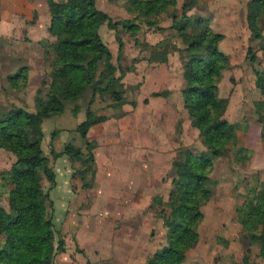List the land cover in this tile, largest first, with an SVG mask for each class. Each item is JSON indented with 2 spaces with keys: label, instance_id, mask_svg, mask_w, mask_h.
I'll use <instances>...</instances> for the list:
<instances>
[{
  "label": "rangeland",
  "instance_id": "rangeland-1",
  "mask_svg": "<svg viewBox=\"0 0 264 264\" xmlns=\"http://www.w3.org/2000/svg\"><path fill=\"white\" fill-rule=\"evenodd\" d=\"M69 1L72 0H59L60 3ZM250 1L195 0L192 9L185 11L186 0H177V6H169L167 13L159 19L145 17L132 8H126V0H100L97 5L98 9L108 13L116 22L134 20L138 15L135 24L140 31L137 34L124 30L121 26L117 31L111 30L107 24L100 31L103 41L114 55V64L121 66L126 72L127 82L124 80V83L127 104L110 108L109 105L113 104L110 96L98 95L92 100V92L88 91L77 105H69L67 109L73 110L75 106H79V112H87L92 108L97 116H104L105 112H108L109 115L120 118L126 116L123 109L133 113L131 124H125L120 132L123 140L125 139L126 143H135L137 149L135 184L132 189L134 199L131 197V200H134L131 209L136 207L137 216L124 218V223L129 224L130 229L125 233L126 237L120 234L116 239H127V236L131 235V241L135 245L130 248L131 254L135 251L137 264H147L149 257L167 245L161 216L164 207L158 205L155 198H169L174 187L173 162L179 159L185 150H192L195 154L207 150L199 139V131L191 125L188 111L184 104L182 105V92L186 86L183 78V50L186 47L179 31L172 26V17L175 15L180 20H183L185 15L193 22L202 20L215 33L224 36L220 51L229 57V64L222 72L219 95L230 101L224 119L238 125L236 144L213 161V184L210 186L213 197L202 208L204 220L199 227L200 242L188 253L184 264H245L246 257L251 263L264 264L259 255V246L251 244L254 229L264 232V217L255 220L246 213L239 212L246 200L253 195V190L264 181V141L261 139L263 129L254 114L255 102L264 100V95L256 85V72H264V16L260 20L263 38L256 39L248 23ZM36 6L37 10L32 11L49 14L45 0ZM154 21H157L159 26L151 27L150 24ZM121 43L123 50L119 59ZM165 57L168 62L160 63L159 59ZM53 58L54 54L51 52L48 61L51 68ZM137 64L141 65L143 72L130 78V73H136ZM8 90L12 94L18 93L10 87ZM25 101V107L13 105L10 109L16 106L29 111L27 108L33 105L32 99ZM91 101L93 104L90 107ZM4 113L6 110L0 109V115ZM70 143L77 148H83L88 156L85 142L78 135ZM241 147H245L248 152V158L244 162L237 160L236 152ZM43 148L54 166L56 159L51 154V145L47 144ZM3 153L6 151L0 150V155ZM11 155L15 158H11ZM16 162L17 157L12 153L2 155L0 171L10 170ZM71 163L74 168V200H64L57 208L53 201L52 218L56 231V247L63 246L59 248L53 264H71V253L75 252V246L79 247L78 242L82 244V240H95V231L88 229L82 216L93 204L92 197L89 196L92 188L83 187L85 179L82 180L80 175L81 172L87 171L89 181L92 177L88 170L90 165L85 166L83 161ZM59 172L58 169V174ZM64 174L66 173H62L63 183L66 181ZM42 179L44 191L50 193V183L44 175ZM59 186L63 192L60 174ZM57 193L55 191V194ZM0 207L9 210L8 194L0 197ZM81 228L84 229L83 238L79 235ZM99 241L102 245H97V249L103 250L105 257H116L119 254L121 247L117 243ZM85 249V254L77 256V264L100 262L102 253L93 252L94 247L91 244H87ZM63 251H66L64 258L58 260Z\"/></svg>",
  "mask_w": 264,
  "mask_h": 264
},
{
  "label": "trees",
  "instance_id": "trees-1",
  "mask_svg": "<svg viewBox=\"0 0 264 264\" xmlns=\"http://www.w3.org/2000/svg\"><path fill=\"white\" fill-rule=\"evenodd\" d=\"M195 0H186L184 10L189 11ZM51 13L49 31L56 42L49 47L53 52L50 82L44 83L35 101L36 112L14 107L0 115V150L12 153L17 162L8 171H0V197L8 194L9 210L0 207V264H53L61 247H56V231L52 218L54 207L50 193L44 191L42 175L50 183V190L56 186V174L43 148L45 120L62 115L69 105H77L88 91L92 100L103 95L111 97L109 107L119 108L127 104L125 70L114 64L110 47L103 41L101 28L138 33L134 20L114 21L106 12L97 7V0H72L60 3L47 0ZM177 0H126V8H132L145 17L159 19L166 14L169 6H177ZM264 16V0L248 3V23L256 39H262L260 20ZM1 18V14H0ZM180 20L172 17L173 28L184 39L183 78L186 83L182 92L184 108L188 111L191 125L199 131V139L207 149L201 154L185 150L173 162V185L169 198L156 197L155 202L163 206L161 212L166 231L167 245L149 257L147 264H184L188 253L200 242L199 227L204 220L202 208L213 197L210 186L214 159L230 150L238 140V125L224 119L229 99L220 97L219 84L222 72L228 67L229 57L220 51L224 40L204 21L193 22L189 16ZM157 21L151 27L159 26ZM123 44H120L119 59ZM167 63L168 59H159ZM158 61V62H159ZM119 73V75H118ZM256 85L264 95V72H256ZM28 69L23 68L9 77L8 87L16 92L27 89ZM93 101L90 102V107ZM254 114L263 129L264 141V100L255 102ZM79 113V106L73 108ZM108 120L97 116L92 108L87 111L86 120L76 130L85 142L83 148L69 143L63 153L51 151L54 159L63 155L72 161L90 165L91 179L87 171L81 172L83 187L91 189L96 177L95 144L88 141L92 127ZM245 147L237 150V160L244 162ZM210 154V156H209ZM88 171V172H89ZM74 176V175H73ZM74 178V177H73ZM86 181V182H85ZM240 214L246 213L255 220L264 217V181L253 190ZM251 244H257L260 257L264 260V232L254 229ZM245 264H255L244 259Z\"/></svg>",
  "mask_w": 264,
  "mask_h": 264
},
{
  "label": "crops",
  "instance_id": "crops-1",
  "mask_svg": "<svg viewBox=\"0 0 264 264\" xmlns=\"http://www.w3.org/2000/svg\"><path fill=\"white\" fill-rule=\"evenodd\" d=\"M0 1V109L7 111L13 105L25 107L27 105L25 100L32 99L33 105L28 104L30 107L26 108L29 112H35L34 105L38 91L42 88L46 90L47 86L44 87L43 84L50 82L51 67L48 61L51 52L49 46L56 42V38L49 31L52 17L48 3L45 0L49 14L32 11V9L37 10L36 5H39L42 0ZM99 1L97 0V5ZM23 68L28 69V87L22 92L12 94L8 90V79ZM135 71L136 73L129 74L130 78L143 72L140 64L136 65ZM124 80L127 82L126 78ZM181 107L183 108V106ZM123 110L126 112V116L122 118L111 116L105 112L104 116L108 117V120L95 125L89 131L88 141L96 145L94 149L96 181L89 192L93 204L82 216L84 223L89 227L88 229L96 232H94L96 241L83 242L81 239L83 245L78 242L79 247L75 246V252L71 253V264L78 263L77 256L85 254L87 244L94 247L93 252L102 253V259L96 264H137L135 251L133 250L134 252L131 254V246L135 247L134 242L131 241V235L127 236V239H116L120 234L126 237L125 233L130 229L129 224L124 223V218L128 216L136 218L137 216L136 207L131 209V203L134 201L131 200V197L134 199L132 189L135 184L137 149L135 143H126L121 134L123 126L131 124L133 113ZM86 117V111L81 110L78 114H74L72 109H66L62 115L45 120L42 124L43 147L50 144L56 153H63L66 145L76 138V130L86 120ZM11 158L15 157L11 155ZM71 161L69 156L63 155L56 159L53 166L56 174V186L51 190L50 195L55 203V208L64 200H74L75 194L72 189L74 168L71 166ZM58 169L64 186L63 192L59 186ZM64 172L66 181L63 183L62 173ZM55 191L58 193L55 194ZM83 232L84 229L81 228L79 233L81 238L84 236ZM99 240L117 243L121 247L119 254L116 257L111 255L105 257L103 250L97 249V245L101 244ZM65 252H62L58 260L65 255Z\"/></svg>",
  "mask_w": 264,
  "mask_h": 264
}]
</instances>
